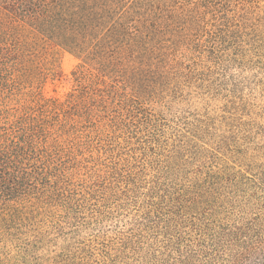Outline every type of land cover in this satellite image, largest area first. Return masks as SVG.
<instances>
[{
	"label": "trees",
	"instance_id": "obj_1",
	"mask_svg": "<svg viewBox=\"0 0 264 264\" xmlns=\"http://www.w3.org/2000/svg\"><path fill=\"white\" fill-rule=\"evenodd\" d=\"M257 69L264 0H0V264H264Z\"/></svg>",
	"mask_w": 264,
	"mask_h": 264
},
{
	"label": "rangeland",
	"instance_id": "obj_2",
	"mask_svg": "<svg viewBox=\"0 0 264 264\" xmlns=\"http://www.w3.org/2000/svg\"><path fill=\"white\" fill-rule=\"evenodd\" d=\"M61 71L54 80H49L44 88V93L49 96H60L71 87L70 74L79 63V58L67 50H60ZM248 74L244 94L252 98L257 110L264 114V69ZM243 83V84H244ZM242 84V85H243Z\"/></svg>",
	"mask_w": 264,
	"mask_h": 264
}]
</instances>
